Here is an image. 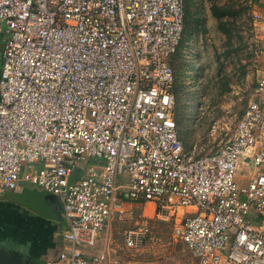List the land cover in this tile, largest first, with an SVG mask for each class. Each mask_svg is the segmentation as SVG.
<instances>
[{
  "label": "built area",
  "instance_id": "obj_1",
  "mask_svg": "<svg viewBox=\"0 0 264 264\" xmlns=\"http://www.w3.org/2000/svg\"><path fill=\"white\" fill-rule=\"evenodd\" d=\"M184 17L185 0H0V191L58 198L64 246L44 264H161L109 244L126 222L141 248L148 209L191 264H264V61L227 139L190 153L170 63Z\"/></svg>",
  "mask_w": 264,
  "mask_h": 264
},
{
  "label": "rangeland",
  "instance_id": "obj_2",
  "mask_svg": "<svg viewBox=\"0 0 264 264\" xmlns=\"http://www.w3.org/2000/svg\"><path fill=\"white\" fill-rule=\"evenodd\" d=\"M213 6L218 14L225 9L227 13L217 16ZM185 10L179 47L172 57L178 96L174 106L183 147L198 154L227 139L251 95L264 61L252 12L258 11L264 21V0H185ZM148 211L145 221L151 237L141 248L132 249V254L124 249L126 222H111L109 244L136 259L191 264L189 251L172 236L171 222Z\"/></svg>",
  "mask_w": 264,
  "mask_h": 264
},
{
  "label": "crops",
  "instance_id": "obj_3",
  "mask_svg": "<svg viewBox=\"0 0 264 264\" xmlns=\"http://www.w3.org/2000/svg\"><path fill=\"white\" fill-rule=\"evenodd\" d=\"M4 32L0 31V70ZM66 226L58 198L22 186L0 191V250L3 263L44 264L64 246Z\"/></svg>",
  "mask_w": 264,
  "mask_h": 264
},
{
  "label": "trees",
  "instance_id": "obj_4",
  "mask_svg": "<svg viewBox=\"0 0 264 264\" xmlns=\"http://www.w3.org/2000/svg\"><path fill=\"white\" fill-rule=\"evenodd\" d=\"M186 11V10H185ZM212 12L215 14V15H217V16H220V15H223V14H225V13H227L226 12V9L225 10H223V11H221L219 14L216 12V10H215V6H213V8H212ZM184 21H185V17H184ZM177 52V51H176ZM175 52V53H176ZM174 53V54H175ZM173 54V55H174ZM173 55H172V57H173ZM172 57H171V60H170V63H171V65H172ZM172 67H173V65H172ZM174 68V67H173ZM174 75H175V71H174ZM175 79H176V77L174 78V84H173V95H174V105H175V102L178 100V96H177V94L175 93V91H176V87H175ZM174 116H175V106H174ZM175 120H176V117H175ZM176 123H177V121H176ZM178 133V132H177Z\"/></svg>",
  "mask_w": 264,
  "mask_h": 264
},
{
  "label": "water",
  "instance_id": "obj_5",
  "mask_svg": "<svg viewBox=\"0 0 264 264\" xmlns=\"http://www.w3.org/2000/svg\"><path fill=\"white\" fill-rule=\"evenodd\" d=\"M6 255L3 254V252L0 250V264H11V263H3V259Z\"/></svg>",
  "mask_w": 264,
  "mask_h": 264
}]
</instances>
